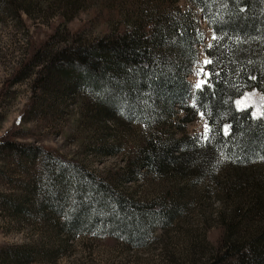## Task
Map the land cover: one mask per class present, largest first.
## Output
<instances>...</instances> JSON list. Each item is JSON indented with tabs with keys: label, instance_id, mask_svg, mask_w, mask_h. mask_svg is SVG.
Segmentation results:
<instances>
[{
	"label": "trees",
	"instance_id": "1",
	"mask_svg": "<svg viewBox=\"0 0 264 264\" xmlns=\"http://www.w3.org/2000/svg\"><path fill=\"white\" fill-rule=\"evenodd\" d=\"M179 1L110 0L122 16L90 42L65 28L87 0H0V17L25 29L33 15L44 16L54 6L64 10L44 41H28L23 61L26 71L32 68L25 78L32 76L36 112L44 119L60 120L73 104L81 126L97 142L91 150L106 156L118 147L106 145L107 139L117 144L122 129L144 127L146 136L128 154L125 174L214 187L218 237L213 244L205 237L191 241L173 264H264V115L253 118L249 109L233 104L245 91L264 95V0H189L212 36L215 31L221 37L204 50L212 61L204 68L213 75L203 92L194 90L192 108L186 105L191 92L186 77L200 34L191 9H182ZM192 109L204 113L207 143L174 124L179 112L189 116ZM226 125L232 128L229 136ZM0 163L16 174L5 177L2 170L0 182L19 192L0 194V215L37 235L0 245V264H54L80 236L109 238L127 251L142 249L185 209L180 196L187 184L141 202L118 191L114 178L98 177L80 162L19 143L10 134L0 137Z\"/></svg>",
	"mask_w": 264,
	"mask_h": 264
},
{
	"label": "rangeland",
	"instance_id": "2",
	"mask_svg": "<svg viewBox=\"0 0 264 264\" xmlns=\"http://www.w3.org/2000/svg\"><path fill=\"white\" fill-rule=\"evenodd\" d=\"M109 1L87 0L76 16L65 25L69 35L73 37L74 33H77L79 36L74 35L77 39L90 42L97 38L100 32L108 31L107 26L110 22L119 20L118 18L122 16ZM179 6L182 9H191L196 31L200 34V42L195 46V62L191 66L190 74L186 77L191 89L186 105L192 108V95L196 89L194 86L198 79H205L204 74L198 77L196 73L200 67L205 66L204 61L207 57L204 50L209 48L213 36L202 15L198 14V10L192 7L189 0L179 1ZM46 14L33 15L31 21L26 19V30L6 16L0 17V137L10 134L19 143L54 150L65 159L80 162L98 177L111 180L114 178L113 184L118 191L141 202L160 198L175 188L181 191L183 184L166 183L148 176L136 177L125 174L128 154L132 155L136 145L140 144L146 136L144 127L132 124L122 129L117 144L107 139L106 145L114 144L118 147L115 148L114 155L106 156L91 150L92 146L97 147V142L94 143L95 140L91 139L89 131L81 126L80 118L77 117L78 109L73 104L69 103L61 113V119L56 121L44 119L38 114L39 112H36L35 105L38 103L31 87L32 76L25 78L32 68L26 71L27 67L23 65L27 55V44L29 40L44 41L49 29L59 23L56 18L64 15V10L54 6ZM47 45L49 49H52L53 42L50 41ZM204 73H207L205 68ZM233 104L237 110L249 109L251 116L253 112L259 110L257 112L259 116L264 108V95L253 90L245 91ZM27 109V115L24 117L25 114L22 115V113ZM178 117L179 119L174 123L176 127L181 128L185 135L194 140L204 142L206 124L204 116L195 113L192 109L189 116L179 112ZM183 119L189 122H183ZM208 135L210 137V132ZM7 162L9 166H12L11 159ZM3 168V164L0 163V171H4ZM4 175L10 178L16 176L7 170L4 171ZM192 182L193 179L184 184V186L187 184L188 190L180 196V204L185 205L184 212L171 226L155 231L147 247L127 251L121 243L109 238L80 236L70 243L66 254L54 264H173L174 261L181 259L191 241L198 243L202 237H205L207 242L213 244L219 234L215 216L220 208L215 189L208 183L197 182L192 185ZM16 189L0 182V194L17 195L19 192ZM34 232L36 231L28 225L17 226L6 222L0 215V245L19 244L29 241L30 238L37 239Z\"/></svg>",
	"mask_w": 264,
	"mask_h": 264
},
{
	"label": "snow or ice",
	"instance_id": "3",
	"mask_svg": "<svg viewBox=\"0 0 264 264\" xmlns=\"http://www.w3.org/2000/svg\"><path fill=\"white\" fill-rule=\"evenodd\" d=\"M228 2H235V0H228ZM220 38H221V37H219V36L217 35V33L214 31V32H213V37H212V39H213V40H218V39H220ZM212 47H213V45H212V44H209V48H212ZM211 63H212V61L209 60V59H207V58H206L205 61H204V65H205V66L208 65V64H211ZM196 74H197L198 77H199L201 74H204V75H205V79H204V80H199V79H198V82H197L196 85L194 86L197 90H200L201 92H203V91H204V89H203V85L208 83V77L211 76V75H213V73H211V72H210V73H204V67H200ZM253 79H254V77H253ZM209 87H211V84H209ZM193 103H194V106H195V101H194ZM257 112H259V110H257ZM257 112H253V113H252V117H253V118H259L258 115H257ZM129 115L132 116L131 105H129ZM203 115H204V113L201 112V116H202V117H203ZM260 115H264V113H261ZM223 131H224L225 136H229V135L231 134V132H232L231 125H226ZM208 133H209V127H208V124L206 123V124H205V133H204V136H203V141H204L205 143H207V142L209 141V139H210ZM222 154H223V153H222ZM225 158H228V157L225 156ZM262 158H264V157H262Z\"/></svg>",
	"mask_w": 264,
	"mask_h": 264
}]
</instances>
